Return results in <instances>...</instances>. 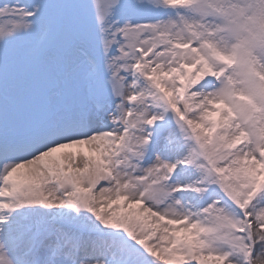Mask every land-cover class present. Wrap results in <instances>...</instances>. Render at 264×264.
<instances>
[{"label":"snow or ice","instance_id":"snow-or-ice-1","mask_svg":"<svg viewBox=\"0 0 264 264\" xmlns=\"http://www.w3.org/2000/svg\"><path fill=\"white\" fill-rule=\"evenodd\" d=\"M0 264H264V0H0Z\"/></svg>","mask_w":264,"mask_h":264},{"label":"rangeland","instance_id":"rangeland-1","mask_svg":"<svg viewBox=\"0 0 264 264\" xmlns=\"http://www.w3.org/2000/svg\"><path fill=\"white\" fill-rule=\"evenodd\" d=\"M74 150H76V149H74ZM84 151H87V149H83Z\"/></svg>","mask_w":264,"mask_h":264}]
</instances>
